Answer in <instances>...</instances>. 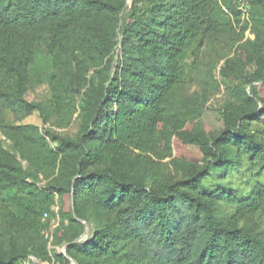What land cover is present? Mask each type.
I'll use <instances>...</instances> for the list:
<instances>
[{"label":"trees","instance_id":"16d2710c","mask_svg":"<svg viewBox=\"0 0 264 264\" xmlns=\"http://www.w3.org/2000/svg\"><path fill=\"white\" fill-rule=\"evenodd\" d=\"M122 10L123 5L105 0H0V131L16 149L24 141L56 157H73L65 170L74 210L91 208L114 215L115 230H95L88 240L67 248L80 256L77 264H90L95 257L104 264L126 246L129 264H264V242L242 227L224 224L214 209V203L222 201L238 216L264 212L263 186L237 197L224 187L204 185V169L164 185L162 193L145 186L151 158L171 155L170 137L160 138L159 125L181 80L184 54L193 42L217 31L225 18L228 24L240 21V10L229 2L131 0L118 26L120 62L113 76L95 85L93 97L86 94L93 114L76 140L7 122L8 113L23 118L40 109L24 94L29 69L44 54L63 64V57L74 54L107 59L116 45L115 28L112 35L97 36L95 20ZM77 63L79 68L83 62ZM69 76V84H51L60 110L72 103L58 91H75L71 86L80 81ZM260 86L264 88V81ZM255 96L261 107L244 117L264 124V94L257 90ZM226 143L264 159V143L244 132L227 134ZM217 160L218 169L232 163L227 154ZM102 165L107 167L101 169ZM30 186L23 167L0 143V191L14 187L29 193ZM14 204L25 214L35 211L22 196ZM21 257L0 254V264H17Z\"/></svg>","mask_w":264,"mask_h":264},{"label":"rangeland","instance_id":"374dc122","mask_svg":"<svg viewBox=\"0 0 264 264\" xmlns=\"http://www.w3.org/2000/svg\"><path fill=\"white\" fill-rule=\"evenodd\" d=\"M105 1L123 5L119 13L95 20L97 36L110 35L111 28H115L112 34L116 45L107 59L98 61L96 55L74 54L63 57L67 59L63 64L62 60L44 54L29 69L24 94L28 102L38 103L40 109L23 118L8 113V123L37 126L43 133L49 130L71 140L79 137L93 114L86 94L93 97L95 85L113 76L120 62L118 26L131 0ZM221 1L238 9L246 7L247 13L241 14L239 22L228 24L225 18L217 31L201 37L186 50L181 62V80L170 95L159 125L160 138L170 137L171 155L162 160L151 158L153 163L148 167L145 186L157 193L163 192L164 185L187 179L202 169L207 171L202 178L204 185L224 187L237 197L246 195L255 185L264 187V159L226 143L227 134L236 132H244L256 142L264 143V124L244 117L261 107L255 91L264 94L260 86L264 81V4L250 0ZM78 60L83 62L79 68ZM70 74L80 81L71 86L75 91H58L62 99L72 103L68 109L60 110L55 106L51 84L53 81L69 84ZM0 143L23 167L26 181L31 185L29 193L14 187L0 191V254H20L17 264H77L80 256L67 250L71 244L88 240L95 230L108 233L115 230L112 214L91 208L74 210L66 179L69 171L65 170L67 164H73V157L61 158L57 154L56 157L24 141H19L20 151L1 131ZM226 154L232 158L231 165L216 168L217 158ZM20 196L34 212L25 214L17 210L14 201ZM214 209L224 224L242 227L264 242V212L238 216L233 206L222 201H216ZM130 261L131 252L126 246L120 248L115 259L104 264ZM94 263L103 264V261L95 257L90 260V264Z\"/></svg>","mask_w":264,"mask_h":264},{"label":"built area","instance_id":"2783aa9c","mask_svg":"<svg viewBox=\"0 0 264 264\" xmlns=\"http://www.w3.org/2000/svg\"><path fill=\"white\" fill-rule=\"evenodd\" d=\"M239 10H240L242 15H245L247 13V8L246 7L245 8L240 7Z\"/></svg>","mask_w":264,"mask_h":264}]
</instances>
